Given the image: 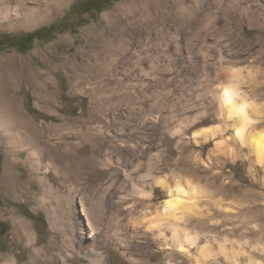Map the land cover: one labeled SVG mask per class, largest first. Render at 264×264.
<instances>
[{
	"label": "rangeland",
	"instance_id": "rangeland-1",
	"mask_svg": "<svg viewBox=\"0 0 264 264\" xmlns=\"http://www.w3.org/2000/svg\"><path fill=\"white\" fill-rule=\"evenodd\" d=\"M129 1L103 0L99 13L72 14L61 25L75 24L43 33L42 38L51 37L35 40L23 53L0 48V65L15 57L43 72L52 69L49 80L23 82L22 113L44 126L83 121L105 125L101 134L93 131V135H100L96 142L102 149L100 159L109 165L95 185L108 188L113 181L104 197L112 217L108 218L111 235L101 242L108 264H264V168L233 139L235 121L220 117L214 100L229 75L237 74L239 92L259 114L250 132L264 131V27L250 26L248 18L235 12L225 20L217 11L214 25L179 28L176 47L170 38L163 46L149 44L143 65L147 75L118 68L96 82L75 87L64 62L80 59L92 41L88 30L102 27L104 14ZM82 2L62 0L41 23L0 26V34L19 36L47 28ZM167 28L173 32L175 27ZM131 56H136L128 58L134 64ZM12 65L1 69L0 75L22 73L17 62ZM87 74H82L81 82ZM67 136L83 148L82 154L90 153V144L79 142L76 135ZM60 138H52L51 143ZM6 152L1 138L0 255L29 264L49 249L51 241L61 247L64 236L72 232L61 221L60 227L52 223L66 203L44 200L38 180L22 160L14 168L6 165ZM6 168L15 173V184L1 183ZM50 180L58 185L59 178L52 173ZM177 186L190 197L191 208L176 213L181 217L178 236L167 227L158 235L155 222L169 191ZM75 213L80 218L78 209ZM22 225L30 228L32 240L23 234ZM55 254H60V261L56 259L60 264L63 259L66 264H89L67 251L57 249Z\"/></svg>",
	"mask_w": 264,
	"mask_h": 264
},
{
	"label": "bare ground",
	"instance_id": "bare-ground-1",
	"mask_svg": "<svg viewBox=\"0 0 264 264\" xmlns=\"http://www.w3.org/2000/svg\"><path fill=\"white\" fill-rule=\"evenodd\" d=\"M61 2L62 0H0V26H34L41 23L43 17ZM217 11L225 16V20H228L230 12H235L248 18L250 26L264 27V0H131L118 6L114 13L104 14V25L88 30L92 41L86 44L85 50L81 52L82 57L69 59L64 62V66L72 79L76 80L77 88L84 82L92 83L108 71H118V68H128L127 73L138 70L140 74L147 75L149 71L143 65L148 61L146 53L149 44L156 48L163 46L170 38L176 47L179 28L197 30L214 25L217 23L214 21ZM169 25L175 27L173 32L167 28ZM131 54L136 56H131L135 60L134 64L128 60ZM13 62L20 65L22 73L13 76L9 74L7 77L0 75V137L7 150L6 165L14 168L19 159L22 160L21 163L28 167L30 176L38 180L44 200L54 199L60 206L66 203L52 218V223L60 227L61 221L72 232L71 236H64L61 247L51 241L49 249L36 254L29 264L35 261L39 264H60L56 260L60 256L55 254L57 249L67 251L70 256H82L89 264H108L103 253L104 244L101 245V242L111 235L108 218L111 220L112 217L106 212L104 197L107 187L99 188L95 183L103 178L105 168L109 165L100 159L102 149L96 145L100 135H93V131L98 134L103 131L105 125H95L91 121L64 122L50 126L37 124L34 119L22 113V85L25 81L40 84L41 79L49 80L52 69L50 67L48 72H43L26 60L9 57L2 62L0 70L5 67L9 70ZM82 74H87L83 82ZM229 76L227 83L214 94L219 116L235 121L233 139L247 147L256 165L264 168V131L254 134L250 132V127L258 121L259 114L253 111L256 109L239 92L238 75ZM38 96L41 97L42 94ZM72 134L82 140H78L79 142L90 144L89 154H82L83 148L78 143L69 141L70 138L66 135ZM56 136L61 137L60 140L51 143ZM24 153L25 159L22 158ZM10 168L5 169L1 178L4 186L15 184V173ZM51 173L59 178L58 185L51 182ZM157 182L164 185L162 181ZM112 183L113 181L108 188ZM191 205L190 197L185 195L181 187L177 186L174 191H169V199L163 204V213L155 222L158 235H162L165 227L174 236L177 235L181 217H177L176 213L190 209ZM77 209L80 218H75ZM22 227L23 234L32 240L30 228L27 225ZM75 231L77 235L73 234ZM180 250L186 254L185 250ZM62 262L66 264L67 259ZM0 264H16V260L0 255Z\"/></svg>",
	"mask_w": 264,
	"mask_h": 264
},
{
	"label": "trees",
	"instance_id": "trees-1",
	"mask_svg": "<svg viewBox=\"0 0 264 264\" xmlns=\"http://www.w3.org/2000/svg\"><path fill=\"white\" fill-rule=\"evenodd\" d=\"M103 0H84V2L77 3L76 5L72 6L67 15H65L61 20L57 23L52 24L49 27H44L38 30H35L31 33H25L19 36L15 35H8V34H0V48H15L19 52L23 53L31 48L33 42L35 40H44L50 38L51 36H45L42 38L43 33L51 32L57 33L62 30L68 29L73 24H63V22H67L68 19L74 14L76 17H81L84 14H88L90 12L99 13L103 7ZM1 51V50H0ZM5 233V232H1Z\"/></svg>",
	"mask_w": 264,
	"mask_h": 264
}]
</instances>
